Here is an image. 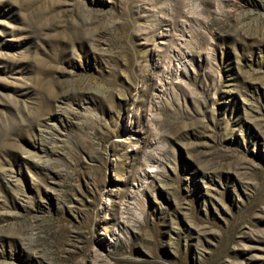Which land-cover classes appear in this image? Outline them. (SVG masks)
<instances>
[{
  "label": "rangeland",
  "instance_id": "obj_1",
  "mask_svg": "<svg viewBox=\"0 0 264 264\" xmlns=\"http://www.w3.org/2000/svg\"><path fill=\"white\" fill-rule=\"evenodd\" d=\"M0 264H264V0H0Z\"/></svg>",
  "mask_w": 264,
  "mask_h": 264
}]
</instances>
